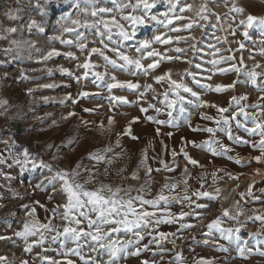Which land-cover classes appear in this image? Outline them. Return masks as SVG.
Here are the masks:
<instances>
[{
	"label": "rangeland",
	"instance_id": "374dc122",
	"mask_svg": "<svg viewBox=\"0 0 264 264\" xmlns=\"http://www.w3.org/2000/svg\"><path fill=\"white\" fill-rule=\"evenodd\" d=\"M207 2L214 14H219V20L215 15H210L208 21L200 20V23L205 27H194L191 35L197 37L199 41L198 47L201 51L186 50L181 60L161 63V66L151 72L149 75H133L132 70L114 69L110 65H106L103 58L98 55L91 57V62L97 65L94 69H89L86 79H81L79 83L74 78L62 73L59 69L68 68L75 76H84L85 69L77 68V64H83L88 56L87 52H80L75 47L61 45L59 41H53L52 36L56 35L55 22L59 19L63 12L72 11L70 5L64 3V0H58L54 6V11H49L48 16L44 17L39 11L33 10L35 0H0V33L4 28L16 27L22 31L11 34L7 39L0 40V49L8 46L12 39H24L36 41V47L43 52L46 48L55 47L62 52L72 51L79 59H69L64 55L53 57L46 63H41L39 57L40 52L35 48L25 49L22 59H12L10 56L3 55L0 52V99H7L9 105L7 111L0 108V154L6 158V163L0 164V235L11 237V239L0 240V257H4L0 264H21V261L27 260L29 264H51L52 260H61L63 249L60 242L46 241L43 246H34L33 250L25 252V241L22 238L16 237L14 233L23 228V222H31L34 218L29 217L25 209L21 205H33L35 201H40L49 209L53 208L58 203H63L65 197L63 195L56 196L54 200L49 201L48 195L51 193V188L45 192L41 188L35 187L44 177L51 176L60 169L77 168L78 165H83L80 169V181L83 182L88 177V173L83 169H94L96 172V181L88 185L89 188L96 187L100 182L104 184H111L115 186H122L127 189L131 187L133 191L131 195H137L136 189H139L146 183L150 185V190L144 193L146 199H152L158 195L166 183H176L178 187L169 193L164 189L165 195L183 196L185 184L183 181L187 180L188 195L195 203L185 200L183 205L180 203H172L167 207L172 213L178 214L181 210L185 212L198 211L201 212L202 218L197 219L195 216L184 218L185 223L194 224L191 230L177 231L179 223L160 224L156 226L153 235L158 232L175 233L169 235L164 239L162 247L156 244L150 245V251H144L139 257L133 255H126L118 261V264H141L144 259L154 260L155 264H171L176 258V254L182 253V259L176 260V264H199L201 258L211 260L215 258L213 264H264V256L260 255V251H264V230L261 229L260 223L248 222L245 228H242L239 235L242 241H247V247L253 249L251 254L247 255V259L241 258L237 250L235 240L219 242L225 244L227 251H221L214 247L215 241L219 239L218 233L213 231L208 234L207 224L221 214L222 208H228L232 215L237 213L232 210L235 202L239 201V206L243 209L244 215L240 217L244 220L251 215H264V163H259L251 160L250 163L237 164L235 160H229L227 156H213L204 149L192 147L188 145L187 151L191 156L196 158L203 168L198 165H191L187 159L180 153V149L184 147L183 137H187L189 141H196L200 143L206 140L209 136L204 132H193L188 125L184 123L185 118L191 114V123L193 126H215L209 121L203 120L200 116L201 112L208 115L217 116L214 108L204 107L197 108L195 97L189 93H181L186 96L184 102L185 112L181 113L179 106L173 113L176 121L180 123L179 128L170 126H161V134L157 135L155 129L156 124L148 122L144 118V114L140 111V104L147 107L149 102L157 104L153 99L155 94H162L168 89L166 82L157 84L153 77L170 69L172 78L186 83L193 91L197 92L203 100L214 102L221 107H228L229 113L235 108L230 106L232 96H239L247 94L249 99L241 103L249 105L258 102V97L261 95L251 81L247 78L246 72L254 68V65L259 63L264 65V55H261V49H264V30L259 26L254 25L248 30L249 37L243 36V29L237 28V24L244 16L237 15L235 22L231 16L228 15L231 5L225 4L224 0H187V3L192 4L193 7L184 15L190 17L192 20H199L197 12L201 4ZM99 7L113 8V0H96ZM238 5L245 8V15L251 13L256 16H264V0H237ZM18 4L23 5V11L18 20H9L5 12L9 8H15ZM49 8V5H45ZM167 8V0H158L157 8L154 10L155 14L160 16ZM119 19L120 14L116 13ZM161 18H163L161 16ZM29 19H36L42 21L45 31L39 34L29 33L25 25ZM89 19H92L89 17ZM123 23V21H121ZM188 21H181L180 23H187ZM235 30V35L230 33ZM159 33H167V29L158 26L154 21H150L144 25L138 26L135 41L125 42L127 54L133 58H139L140 54L136 53L133 48H128L127 45H136L138 41L144 39H151L154 35ZM181 35L189 37L188 32L171 33V35ZM88 36L89 47H101L98 43V37L95 35V30L86 32ZM214 37H221V42L217 43ZM227 37V43L222 42L223 38ZM65 39H75L74 36L65 34ZM243 42L245 47L239 48V43ZM193 41L189 38L186 43H173L170 47H180L188 49ZM217 44L221 49L215 57L211 55L213 49L209 48V44ZM157 50L163 52L164 45H153ZM231 49V51H228ZM124 50V49H122ZM106 54L111 58L116 57L107 51ZM167 54L175 56L174 51H169ZM146 55V53H145ZM233 55L235 60L230 62H221L215 67L210 61L213 59H220L221 56L227 57ZM243 58V64L240 63V58ZM191 61L188 63L187 61ZM145 65L151 63L150 59L142 61ZM235 63L237 67L241 68L239 73L226 71L220 72L218 69H229L230 65ZM198 66V67H197ZM246 66V67H245ZM51 68L53 71L48 73L46 69ZM33 69H42L41 71H33ZM185 70L193 73L201 84L197 85L193 82L191 76L185 75ZM258 72H264V69H255ZM105 72L104 81L97 80L93 72ZM22 75H27L30 79H21ZM115 76L119 81L139 82L142 86L146 84H153L156 89L154 94L148 91L146 96L140 100V104L135 103L138 100L137 93L123 88L107 89L105 84L113 83L109 76ZM210 77V79H209ZM234 81H239L236 87L224 92L217 93L215 91H208L202 87L203 84H230ZM259 82V81H258ZM46 84H57L60 87L46 88ZM63 85H70L64 87ZM33 89L31 94H28L27 89ZM141 87V91H143ZM87 91L92 95L88 97H79L80 92ZM68 93L72 97L78 99V103H72L71 100H66ZM121 96L126 97L130 103H119L110 100V97ZM47 98V99H45ZM159 107L160 105L157 104ZM84 109H91L92 111H84ZM75 112L76 115L62 119L67 116L69 112ZM250 114L258 113V109L248 108ZM229 113H225L228 115ZM149 115H157L153 110H149ZM140 117L138 123L132 125L133 135L138 136V140L131 139L127 135L120 134L132 121L133 117ZM160 119H168L166 114H159ZM111 119V124L109 123ZM242 123L248 127H252V120L249 118L245 120L244 117H237ZM56 121V126H52V121ZM83 121H88L87 125ZM101 123L103 127H101ZM172 132L173 135L169 137L167 133ZM233 132L236 135L242 136L253 142L259 140V136H253L245 132L243 128H237L233 124ZM217 137L225 145L230 146L233 151L228 155L236 156L237 154L245 160L261 155V152L253 148L251 144H236L234 141L228 140L223 132H218ZM75 140V143H70ZM119 140V145H117ZM162 142L168 146L169 151L162 150ZM54 145L51 149L46 146ZM70 145V146H69ZM105 147H112L115 155L112 164L100 163L88 159V154ZM24 149L30 153L29 159L35 160L37 164L42 159L52 166V172L47 168L31 166L27 167L24 172L20 171L18 165L13 163L14 155H22ZM171 149H175L177 156L175 158L171 155ZM146 150L147 160L141 164L142 152ZM112 155V154H109ZM160 160L165 161L173 170L168 171L164 169ZM211 161V163H210ZM8 164H12L9 168ZM185 165H187V175L184 173ZM150 166L154 171L150 176L146 175L145 169ZM107 169V174H105ZM123 170L122 172L120 170ZM155 169H160L155 171ZM220 169L217 172V180L212 182L211 172ZM259 170V174L257 171ZM137 172L139 178L133 179L132 173ZM4 173L10 174L13 179H5ZM205 173L208 175L205 176ZM227 174L232 175L229 179ZM123 177V178H122ZM201 177H204L202 180ZM255 182V183H253ZM46 183V182H45ZM204 187L201 188V184ZM250 184H253V194L259 197V200L253 199L252 196L245 195L241 197L239 193L246 192ZM56 188L60 189L61 184L57 183ZM219 189L218 199L210 201L207 198H197L194 195L198 191L215 192ZM123 194V193H122ZM196 203H203L209 205L206 209H196ZM163 206V202L161 204ZM37 212L35 219L40 222H47L46 215L51 213L36 206ZM256 210L254 213L253 210ZM151 211V207L149 206ZM54 223L62 227V221H54ZM225 227L235 226L232 221L225 220ZM145 231V240L143 244L149 243L150 237ZM250 233H259L256 236ZM46 236L52 235L45 233ZM183 237L182 239L180 237ZM192 237L196 238V242H192ZM124 239H129L131 236H125ZM34 239L29 238V242ZM157 239L159 236L157 235ZM208 240V244L203 241ZM72 247L71 244L68 245ZM259 248V251H257ZM46 249V250H45ZM134 250V249H133ZM85 255L89 254L87 247L83 250ZM153 252L157 253L153 256ZM100 259L101 264L107 261V255L101 256L99 253L93 254ZM42 257L50 258L48 261L42 260ZM77 264H82L75 256H70Z\"/></svg>",
	"mask_w": 264,
	"mask_h": 264
},
{
	"label": "snow or ice",
	"instance_id": "6c2138e0",
	"mask_svg": "<svg viewBox=\"0 0 264 264\" xmlns=\"http://www.w3.org/2000/svg\"><path fill=\"white\" fill-rule=\"evenodd\" d=\"M158 0H113L114 7H99L96 0H64V3L70 5L72 11L63 12L59 19L55 22V29L57 34L52 36L53 41H59L61 45H66L69 47H75L80 52H87L88 56L83 64H77V68L85 69L84 76H75L73 72L68 68L59 69L62 73L69 77L75 79L77 83L81 79H86L88 76L89 69H94L97 65L91 62V57L93 55H98L103 58L106 65L112 66L114 69L119 70H132L133 75H149L151 72L157 70L161 63L164 61L172 62L181 60L183 54L186 50H193L196 52L201 51L198 44L201 42L191 35L194 27L204 28L205 25L200 23V20L207 22L210 15H215L216 19L219 20V14H214L212 9L208 7L207 2L201 4L197 16L199 20H192L190 17L184 15L185 12L190 11L193 7L192 4L187 3V0H167V8L160 16L155 14L154 10L157 8ZM226 6L231 5L228 11V15L231 16L232 20L235 22L236 16H244L240 19L237 28L243 29V36L245 38L249 37L248 30L254 25L259 26L264 30V16H256L251 13L245 15V8L238 5L237 0H224ZM31 3V0H29ZM58 3V0H35L33 5V10L39 11L44 17L48 16L49 11H54V6ZM45 5H49L46 8ZM23 11V5L18 4L15 8H9L5 12L6 17L9 20H18L21 12ZM119 13V19L116 13ZM161 16L163 18H161ZM91 17L92 19H89ZM123 21V23L121 22ZM150 21H154L158 26H162L167 29V33H159L154 35L151 39H144L138 41L136 45H127L128 48H133L136 53H139V58L130 57L127 54V49L125 48V42L135 41L138 26L144 25ZM181 21H188L187 23L181 24ZM29 33L39 34L45 31L42 21H37L36 19H29L25 28ZM95 30V35L99 38L98 43L101 47H89L88 36L86 32H91ZM22 31L16 27H7L3 29L0 33V40L7 39L9 35L15 34ZM188 32L189 37L181 36L179 34L173 36L171 33ZM65 34L74 36L75 39H65ZM231 35H235V30H233ZM191 39L193 43L189 45L188 49L170 46L175 43L179 44L181 42L186 43L188 39ZM217 43L221 42V37H214ZM224 43H227V37L223 38ZM239 48L243 49L245 44L243 42H238ZM159 44L164 45L165 50L163 52L157 50L153 45ZM209 48L213 49L211 55L214 57L220 53L221 49L217 47V44H209ZM35 48L37 52H40L39 61L41 63H46L53 57L64 55L69 59H79L76 54L72 51L62 52L55 47L46 48L41 52L40 48L36 47V41L34 40H24V39H12L9 41L8 46L0 49V52L5 56H10L12 59H22L25 49L31 50ZM124 49V50H122ZM110 51L116 58L113 59L106 54ZM169 51H174L177 55L172 56L167 54ZM231 51V49H228ZM146 53V55H145ZM261 55H264V49H261ZM144 59H150L151 63L145 65L142 61ZM236 57L229 55L227 57L221 56L220 59H213L210 61L215 67L221 62H230L235 60ZM191 63V61H187ZM240 63L243 64V58H240ZM198 67V66H197ZM246 67V66H245ZM264 69V65L259 63L254 65V68L246 72L247 78L251 81V84L257 88L260 92L258 97V102L251 105L247 103H241L242 101H247L249 99L247 94L232 96L230 100V106L234 105L235 108L231 113H229L228 107H221L214 102L203 100L200 95L193 91L192 87H189L186 83L173 79L172 72L170 69L165 70L163 73L154 75L153 79L157 84L166 82L168 84V89L162 94H155L156 89L153 84L149 83L146 85H141L139 82L119 81L116 77L109 76V79L114 81L113 83L105 84V87L109 90L114 88H123L127 90L134 91L137 93L138 100L135 103L140 104L148 91L153 92L155 95L153 99L157 101V104L149 102L147 107L140 104V111L144 114L146 121L154 123L157 125L155 132L157 135L161 134V126H170L173 128H179L181 125L178 123L173 115L179 106L180 112L184 113L186 110L184 108V102L186 96L181 93H189L192 97H195V101H189V103H195L197 108L211 107L217 112V116L208 115L204 112L200 113L203 120L209 121L215 126L201 127L199 125L193 126L191 123V114L185 118L184 123L188 125L193 132H204L208 133L209 136L206 140L197 143L196 141H189L187 137H183L184 147L180 149V153L187 159L188 163L191 165H198L203 168L204 165L191 156L187 151V147L191 144L192 147L204 149L213 156H227L229 160H235L237 164L240 163H250L251 160H255L259 163H264V72H258L255 69ZM42 69H33V71H41ZM48 73H51L53 69H46ZM220 72L232 71L239 73L241 71L240 67H237L235 63L230 65L229 69L220 68ZM93 75L97 80L104 81L105 76H108L107 71L93 72ZM185 75L191 76L193 82L197 85L201 84V81L191 72L185 70ZM21 79H30L27 75H22ZM210 79V77H209ZM259 81V82H258ZM239 81H234L230 84H216L212 85L210 83L203 84L202 87L208 91H215L217 93L224 92L236 87ZM57 84H46V88L60 87ZM64 87H69L70 85H63ZM143 87V91H141ZM33 89H27L28 94H31ZM79 97H88L92 95L91 93L84 91L80 92ZM47 99V98H45ZM66 100H71L72 103H78L79 100L72 97L71 93H68L65 97ZM110 100H114L119 103H130L126 97L113 96ZM9 101L7 99H0V108H4L7 111V106ZM248 108L258 109V113H252L251 117ZM153 110L157 115H149V110ZM84 111H92L91 109H84ZM225 113H229L225 115ZM4 113H0L3 115ZM159 114H166L168 119H160ZM76 113L69 112L67 116L62 117V119H67L68 117L74 116ZM244 117L245 120L251 118L252 127H248L245 123L237 117ZM140 117H133L132 121L128 123L126 128L118 135H127L131 139L138 140L139 137L133 135L132 125L138 123ZM87 125L88 121H83ZM111 124V119L109 121ZM233 124L237 128H243L245 132L250 133L253 136H259L257 142L245 139L242 136L236 135L233 132ZM52 126H56V121H52ZM101 127L103 124L101 123ZM218 132H223L228 140L234 141L236 144H251L253 148L258 149L261 152L260 156L252 157L247 160L240 157L238 154L236 156L228 155L233 149L225 145L217 137ZM169 137L173 135L172 132L167 133ZM70 143H75L72 140ZM117 145H119V140H117ZM54 145L49 144L46 147L51 149ZM70 146V145H69ZM162 150L166 153L169 151L168 146L162 142ZM112 154V155H109ZM114 150L112 147H105L103 149L96 150L95 152L88 154V159L93 160L96 164L106 163L112 164L115 157ZM171 155L173 158L177 156L175 149H171ZM30 153L27 149H24L22 155H14L13 163L18 165L21 172H24L27 167L32 168L43 167L47 168L52 172V166L46 163L44 160H40L39 164L35 160L29 159ZM147 160L146 150L142 152L141 164L145 163ZM6 158L0 154V164L6 163ZM159 163L163 164L164 169L171 171L169 165L160 160ZM211 163V161H210ZM11 168L12 164H8ZM83 165H78L77 168L69 171L68 169H60L53 173L51 176L44 177L38 185L37 188L43 189L48 192L51 188V193L48 195V200L52 201L56 196L63 195L65 200L63 203L56 204L53 208L49 209L45 204L40 201H35L33 205H21L25 209L26 214L34 219L31 222H23V228L20 231H16L14 235L16 237L22 238L25 241V252H31L34 246H43L46 241L60 242V246L63 249L61 254L62 259L52 260L51 264H77L70 256H75L82 262V264H101L100 259L96 258L95 255L99 253L101 256L107 255L108 259L104 264H118V261L122 258H126V255H133L139 257L142 252L150 251V245L156 244L162 247V241L166 239L169 235H175V233L158 232L153 235L156 230V226L160 224H173L179 223L177 231L182 232L183 230H191L195 227L194 224L185 223L184 218L195 216L197 219L202 218L201 212L190 211L185 212L181 210L178 214L172 213L167 207L172 203H180L183 205L185 200L195 203L191 200V197L187 194V180L183 181L185 184L184 195L174 196L165 195L164 189H167L169 193H172L174 189L178 187L176 183H166L158 195L152 199H146L144 193L150 190V185H142L139 189H136L137 195H131L133 189L131 187L125 189L122 186H113L111 184H104L100 182L98 186L89 188L88 185L96 181V172L94 169L85 168L83 169L88 173L87 179L83 182L80 181L79 177L81 175L80 169ZM160 169H155L159 171ZM2 171V170H0ZM123 171L122 169L120 170ZM154 171L150 166L146 167V175L150 176ZM222 171L217 169L211 172L212 182L215 183L217 180V172ZM259 174V170H256ZM184 173L187 175V165H185ZM105 174H107V169H105ZM208 175L205 173V176ZM229 179H232L231 174H227ZM5 179L11 180L13 177L8 173H4ZM123 178V177H122ZM133 179H138V173L133 172ZM203 180L204 177H201ZM46 182V183H45ZM60 183L61 188L57 189L56 184ZM255 183V182H253ZM204 184H201V188ZM253 184H250L246 192H241L239 195L241 197L252 196L253 199L259 200V197L254 196ZM219 189L215 192L209 191H198L194 195L197 198H207L210 201H215L218 199ZM264 192V189H261ZM123 193V194H122ZM163 202V206H161ZM42 208L45 213H51L50 216L46 215L45 220L47 222H40L35 219L37 208L36 206ZM151 207V211L149 210ZM196 209H206L209 205L203 203H196ZM234 210L237 214L232 215L228 208H222L221 214L215 219L211 220L207 224L208 234L210 235L213 231L218 233L219 239L215 241L214 247L221 251H227L225 244L220 243L223 241H233L235 240L237 245V250L241 258L247 259V255L251 254L253 249L248 248L247 241H242L239 233L242 228H245L248 222H259L261 229L264 230V215H251L247 216L244 220L240 217L244 215L243 209L239 206V201L235 202ZM255 213L256 210L254 209ZM232 221L235 226L225 227L224 221ZM54 221H62L63 226H57ZM152 229L147 232V236L151 239L149 243L143 244L141 247V242L145 240V231ZM45 233L52 235L46 236ZM259 233H250L252 236H256ZM157 235L159 239H157ZM125 236H131L129 239H124ZM34 239L29 242V238ZM183 238L182 236L180 237ZM11 239V237H6L0 235V240ZM192 242H196V238L192 237ZM204 244H208L209 241H203ZM71 244L72 247L68 245ZM87 247L89 249V254L85 255L83 250ZM134 249V250H133ZM46 250V249H45ZM259 251V248H257ZM157 253L153 252V256ZM260 255L264 256V251H260ZM5 258L0 257V261ZM50 258L42 257V260L48 261ZM182 259V253H177L175 260L171 264H176V260ZM215 258L211 260L201 258L199 264H213ZM21 264H29V261L23 260ZM141 264H155L154 260L144 259Z\"/></svg>",
	"mask_w": 264,
	"mask_h": 264
}]
</instances>
